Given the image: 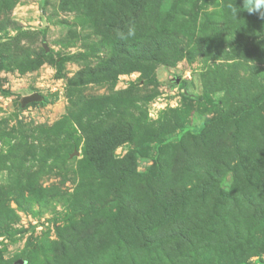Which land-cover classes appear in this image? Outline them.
Segmentation results:
<instances>
[{"label": "rangeland", "instance_id": "374dc122", "mask_svg": "<svg viewBox=\"0 0 264 264\" xmlns=\"http://www.w3.org/2000/svg\"><path fill=\"white\" fill-rule=\"evenodd\" d=\"M120 183L127 223L192 189L168 222L264 264V19L243 0H0V264H133L138 233L104 213Z\"/></svg>", "mask_w": 264, "mask_h": 264}, {"label": "trees", "instance_id": "16d2710c", "mask_svg": "<svg viewBox=\"0 0 264 264\" xmlns=\"http://www.w3.org/2000/svg\"><path fill=\"white\" fill-rule=\"evenodd\" d=\"M96 159L97 157L95 156L94 160ZM122 188L123 183H120L118 186L119 190L115 191L113 201L104 206V213L109 215L111 223L114 222L113 228L117 235H120L121 232L119 228L124 225H127V227L125 226L127 230L131 228L138 233L139 238H132L129 236L127 239V244L131 247V252H134V250L130 243H134L137 248L135 249L137 257L135 258L134 254L133 259H130V262L133 261V264H223L227 259H231V261L234 260V264H242L245 259L247 260L256 253L255 251L257 249L255 246H248L244 261L240 260L242 262H238L234 257L224 258L222 251H218L215 244L200 239V243L197 246L188 238L187 231H185L187 228L185 226L182 224V226L177 223L175 224V222H168L170 213L173 218L175 216L183 217L187 215L186 204L183 199L186 201L187 198L185 197H187L189 192L193 191L192 189L190 191H182L180 195H173L171 197L170 201L164 206L162 218L158 226L152 227V225H149L147 228H142L137 224V219L140 217L139 214H137L138 216L136 219L130 220L131 224L130 222L127 223L126 214L130 213V211L121 203ZM244 199L249 198L245 196ZM176 203L179 204L178 211H180V213L174 212L172 208ZM152 212L155 211L153 210ZM251 212L254 215L259 214L257 209H252ZM252 237L251 240H254V237ZM116 262L115 259L114 264H116Z\"/></svg>", "mask_w": 264, "mask_h": 264}, {"label": "clouds", "instance_id": "9594fccd", "mask_svg": "<svg viewBox=\"0 0 264 264\" xmlns=\"http://www.w3.org/2000/svg\"><path fill=\"white\" fill-rule=\"evenodd\" d=\"M238 8L240 7H232L234 14L238 15ZM243 9L249 14L258 13L264 19V0H243Z\"/></svg>", "mask_w": 264, "mask_h": 264}, {"label": "water", "instance_id": "95a60500", "mask_svg": "<svg viewBox=\"0 0 264 264\" xmlns=\"http://www.w3.org/2000/svg\"><path fill=\"white\" fill-rule=\"evenodd\" d=\"M46 52H49V49L45 47ZM40 100V97L37 95L30 96L24 99V105L32 104Z\"/></svg>", "mask_w": 264, "mask_h": 264}]
</instances>
